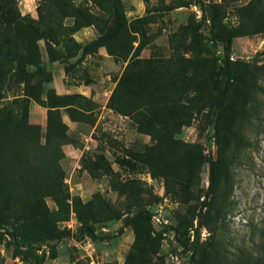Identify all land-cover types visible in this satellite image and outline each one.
Listing matches in <instances>:
<instances>
[{"label": "rangeland", "instance_id": "1", "mask_svg": "<svg viewBox=\"0 0 264 264\" xmlns=\"http://www.w3.org/2000/svg\"><path fill=\"white\" fill-rule=\"evenodd\" d=\"M0 97L47 147L0 127V204L70 232L0 264H264V0H0Z\"/></svg>", "mask_w": 264, "mask_h": 264}, {"label": "trees", "instance_id": "2", "mask_svg": "<svg viewBox=\"0 0 264 264\" xmlns=\"http://www.w3.org/2000/svg\"><path fill=\"white\" fill-rule=\"evenodd\" d=\"M12 21L13 20H11L10 23ZM125 22H126L125 18H122L116 26H114L111 30H109L105 34L99 36L97 39L91 41L88 44V46L92 47V46L102 45V44L106 43L109 39L115 37L118 34L121 26ZM223 41L225 42V45L227 47H230V45H231V39L230 38L224 37ZM18 60H19V58H14L13 61H18ZM19 63H21V62H19ZM224 88H228V85H225ZM1 98L2 97H0V99ZM8 103L9 102H7L1 106V102H0V127H2V128L4 127V131L6 130L9 139H11V140H13V138L18 139V138H20L19 135L22 134L23 132H24V134L30 133L31 135L34 136L32 139V142H31V145H32L31 149L32 150L34 148L35 149L36 148L37 149L47 148L45 145L41 144V140L39 138V133L37 135V132L33 131L32 128H30L31 126L29 125V123L27 121V114L26 113L22 114V117L20 118L21 121L19 122L20 126L21 127L23 126L24 128L18 134H15L14 129L15 128L17 129L19 127V125H17V123L13 120V117L16 115L13 112V110L8 107ZM1 134L2 133H0V135ZM36 136L38 139H36ZM48 141H49L48 143H51V140H48ZM45 162H46V160L44 159L40 163H36V164H37V166L42 168L43 166H45ZM10 163H12V161H10V162L8 161V165H11ZM32 164H35V163H32ZM41 175L43 177L40 176L39 174H35L34 176H32V178L29 180L30 182H28V184L29 185H35V184L39 185V183L36 180H40V181H43L44 183H47L48 182L47 179L49 178V177H46L47 174L45 172H42ZM24 190L27 191L28 187ZM56 191L57 190H53V192H51V193L48 191V193H50V194L43 193V192L36 193V194H34V197H36V199L30 201L29 203L26 202L25 204H23V202L18 201L17 198L16 199L12 198V197H15L16 193H14L15 195L12 193H9V196H12V197H10V200H8L6 202H2L3 205L0 204V225H2L4 223L10 228L11 232H13V231L15 232V231H18L16 224H19V222H23L25 227L29 223L28 226L31 227L32 223H34L35 221H38L37 222L38 224L36 223L39 227V230L37 232V236H38L37 238H41L44 240H46V239L47 240H61L65 237H67L70 232L66 231V230H59L57 228V226L55 225V223L59 219L57 216L54 217V214H57L59 216V214L62 213V211L59 210L57 213L51 212V210L49 209V207L47 206L46 201H45L46 196H52V194H53L54 195L53 198L57 197L55 194ZM24 193H26V192H24ZM24 193H22L18 197L21 199L22 196L24 195ZM17 194H19V192ZM56 200L60 201L57 198H56ZM29 208H31V210H32L31 215H29L28 211H27V210H29ZM7 214H8V216H7ZM30 217L32 219H36V220H33L30 222L27 219ZM79 231L83 235H88V236L89 235H91V236L95 235L94 230L86 223L82 224L79 227ZM13 235H14V233H13Z\"/></svg>", "mask_w": 264, "mask_h": 264}]
</instances>
